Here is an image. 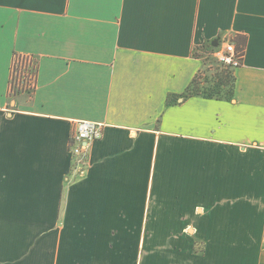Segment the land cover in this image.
<instances>
[{
    "label": "crops",
    "instance_id": "1",
    "mask_svg": "<svg viewBox=\"0 0 264 264\" xmlns=\"http://www.w3.org/2000/svg\"><path fill=\"white\" fill-rule=\"evenodd\" d=\"M226 37L245 47L235 99L167 105ZM15 53L38 60L32 96H9ZM80 120L103 137L69 182ZM185 231L206 256L143 250ZM228 247L264 264V0H0V264H222Z\"/></svg>",
    "mask_w": 264,
    "mask_h": 264
},
{
    "label": "built area",
    "instance_id": "2",
    "mask_svg": "<svg viewBox=\"0 0 264 264\" xmlns=\"http://www.w3.org/2000/svg\"><path fill=\"white\" fill-rule=\"evenodd\" d=\"M198 51V50H197ZM212 56L220 63L237 69L244 63L245 50L238 49L231 38H224ZM38 85V60L34 55L15 53L10 67L9 96H32ZM104 125L87 120L76 122L69 143V182L87 177L91 167V147L103 137Z\"/></svg>",
    "mask_w": 264,
    "mask_h": 264
},
{
    "label": "rangeland",
    "instance_id": "3",
    "mask_svg": "<svg viewBox=\"0 0 264 264\" xmlns=\"http://www.w3.org/2000/svg\"><path fill=\"white\" fill-rule=\"evenodd\" d=\"M201 52L202 54L200 55V57L202 58L203 63L206 62L207 64L205 67L206 68L211 67L210 73H214L215 68H216V65H214V62L216 63V59L212 56V54L208 50L201 49ZM211 64H213V66H211ZM171 168L172 167H170L168 171L166 170V173L163 175V182H165L164 185H166L167 187L164 191L165 193H170L174 190L177 191L178 187L181 186V183H180V181L182 180L181 172L177 171L176 173H174V171H172ZM158 177H160L159 174H158ZM240 202L252 203V201H246V202L240 201ZM238 207H239V203H238ZM163 235L164 233L146 231L142 233V238L143 240L145 239V241L146 239H148V241L152 243L153 241H158V240L163 239L162 238ZM174 238L175 239L177 238V241L174 244L167 243L165 245L163 243L158 248L151 246L149 248L148 247L145 249L143 248V250L146 251L147 255L151 253L148 256L156 254L155 251L157 252L177 251L176 253L177 255L179 253V255L185 256L189 254L190 245H191L194 255L206 256L208 253L207 243L204 240H201V238L197 236V232L188 233L185 231V232H180V233H174ZM158 242L161 243L160 241ZM211 250H214L216 255L219 252L221 253L222 260H223L222 264H246L247 262L249 264V261H250V264H252L254 260H258V253H259V249H255V248H235V247L229 248L228 247V248L211 249ZM235 253L238 254V258L236 262H235Z\"/></svg>",
    "mask_w": 264,
    "mask_h": 264
},
{
    "label": "trees",
    "instance_id": "4",
    "mask_svg": "<svg viewBox=\"0 0 264 264\" xmlns=\"http://www.w3.org/2000/svg\"><path fill=\"white\" fill-rule=\"evenodd\" d=\"M238 49H244V46L237 45ZM217 48L209 44L205 47L211 54ZM206 62L203 63V68L186 89L182 95H169L167 105L178 104L179 99H188L191 97H202L205 99H217L225 101H233L235 99L236 77L235 69L220 63L216 59L215 72L210 73V68H206ZM213 66V64H211Z\"/></svg>",
    "mask_w": 264,
    "mask_h": 264
},
{
    "label": "water",
    "instance_id": "5",
    "mask_svg": "<svg viewBox=\"0 0 264 264\" xmlns=\"http://www.w3.org/2000/svg\"><path fill=\"white\" fill-rule=\"evenodd\" d=\"M217 42V41H216ZM213 45V47H217L218 45H217V43L216 44H212Z\"/></svg>",
    "mask_w": 264,
    "mask_h": 264
}]
</instances>
